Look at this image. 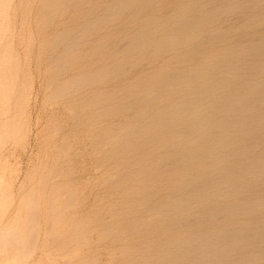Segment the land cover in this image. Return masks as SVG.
Here are the masks:
<instances>
[{"label":"rangeland","instance_id":"374dc122","mask_svg":"<svg viewBox=\"0 0 264 264\" xmlns=\"http://www.w3.org/2000/svg\"><path fill=\"white\" fill-rule=\"evenodd\" d=\"M89 1L0 0V264H264V197L206 228L189 222L213 206L210 199L190 204L187 217L166 212L173 199L165 191L174 185L164 170L162 178L149 177L155 166L142 170L125 147L126 123L146 114L124 113L127 80L115 65L124 56L123 29L97 23L107 0ZM256 183L242 190L264 191V180ZM198 254L210 256L199 262Z\"/></svg>","mask_w":264,"mask_h":264},{"label":"bare ground","instance_id":"6f19581e","mask_svg":"<svg viewBox=\"0 0 264 264\" xmlns=\"http://www.w3.org/2000/svg\"><path fill=\"white\" fill-rule=\"evenodd\" d=\"M104 9L102 19L98 20L96 16L97 23L103 25V20L106 24H118L116 26L123 29L119 48L124 56L115 65L122 66L120 73L122 71L127 80L125 92L129 102L124 113L131 112V118L140 110L146 114L143 119L134 116L133 123H126L125 134L131 137L127 139L125 147L127 152L132 149L137 153L142 170L155 166L154 174H149V177L162 178L164 170V178L168 177L174 185L165 191V195L173 199L166 212L181 216L185 214L187 217L190 204L203 205L210 199L213 202L211 208L197 212L189 219L190 222L187 221L206 228L212 220L217 224L221 215L227 219L250 211V200L264 197L263 190L255 193L242 190L247 185L264 180V148L260 147H264V0H107ZM90 11L86 12L91 14ZM91 12L94 16V11ZM81 15L87 17L88 14L80 12ZM97 20H93V23ZM85 27L81 26L83 30L88 28ZM99 29L96 30L98 33ZM106 36H98L97 39L103 40ZM96 49L98 51V47ZM138 66L143 68L134 72ZM115 74L118 73L113 76ZM160 150L163 153H159ZM128 175L145 177L136 170ZM184 189L185 194H178L177 197L176 193ZM233 197H237V200ZM176 222L171 224L175 225ZM198 239L192 236L190 242ZM229 239H239L238 234H232ZM198 252L203 253L200 249ZM209 256L199 255L198 261L205 262Z\"/></svg>","mask_w":264,"mask_h":264}]
</instances>
